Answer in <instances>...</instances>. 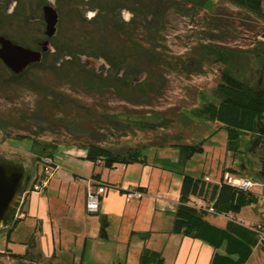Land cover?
I'll use <instances>...</instances> for the list:
<instances>
[{"label":"rangeland","instance_id":"1","mask_svg":"<svg viewBox=\"0 0 264 264\" xmlns=\"http://www.w3.org/2000/svg\"><path fill=\"white\" fill-rule=\"evenodd\" d=\"M171 2V9L160 18L156 38L166 46L164 55L171 59L170 67H148L152 84L140 92L87 78L65 82L40 76L16 84L0 81V158L26 163L30 174L37 165L41 170L38 157L58 146L79 149L83 144H98L113 151L141 148L148 157L172 152H151L158 145H195L205 140L203 153L194 155L183 168L193 178L207 176L210 183L218 182L222 167L232 157L226 150V133L195 111L206 102L219 101L216 86L222 70L247 84L255 79L256 66L244 52L262 23L220 0ZM200 4L207 14L196 9L181 16ZM262 11L264 15V0ZM207 20L212 23L209 27ZM48 91L59 94L58 98ZM246 141V137L241 139L239 160L252 178L258 161L245 152ZM259 208L264 210V206ZM236 218L247 222L246 211ZM23 249L16 235L7 242L6 232L0 231V254H20ZM0 264L15 263L0 257ZM25 264L47 263L33 260Z\"/></svg>","mask_w":264,"mask_h":264},{"label":"crops","instance_id":"2","mask_svg":"<svg viewBox=\"0 0 264 264\" xmlns=\"http://www.w3.org/2000/svg\"><path fill=\"white\" fill-rule=\"evenodd\" d=\"M246 140L244 145L249 137ZM156 149L172 152L162 156L151 153L144 156L145 163L111 169L87 161L85 151L72 146H58L44 153L38 158H53V175L45 190L24 195L11 236L16 235L24 253L27 243L32 244L34 254L47 264H157L158 260L160 264H213L215 259V264H236L241 258L242 264H264V245L254 240L247 245L246 236L222 216L207 215V224L198 237L172 232L185 165L181 167L177 148H150L151 152ZM240 154H232L230 163L221 170H233L237 173L225 174L254 183L249 190L253 203L236 215L246 211L247 222L239 220L247 225L264 219V210L259 208L264 206V175L256 157L258 164L251 178L239 160ZM38 166L32 172L34 177L40 174ZM221 175L213 183L207 176L201 177L209 184H218ZM101 186L104 192L98 211L88 214V189ZM129 187L141 190L143 197L126 201L123 190ZM199 201L193 198L189 204ZM102 220L107 222L106 239L98 237ZM145 235L148 237L143 238Z\"/></svg>","mask_w":264,"mask_h":264},{"label":"flooded vegetation","instance_id":"3","mask_svg":"<svg viewBox=\"0 0 264 264\" xmlns=\"http://www.w3.org/2000/svg\"><path fill=\"white\" fill-rule=\"evenodd\" d=\"M9 2L11 11L6 8ZM172 4L171 0H0V51L8 43L30 54L18 74L0 59V81L87 78L140 92L152 84L154 66L170 67L166 46L156 38L160 18ZM139 72L147 74L145 80L132 85ZM49 93L58 98L59 94Z\"/></svg>","mask_w":264,"mask_h":264},{"label":"trees","instance_id":"4","mask_svg":"<svg viewBox=\"0 0 264 264\" xmlns=\"http://www.w3.org/2000/svg\"><path fill=\"white\" fill-rule=\"evenodd\" d=\"M227 3L237 10H240L250 16L254 21L261 22V28L252 36L249 48L244 52L249 56L256 66V77L248 84L229 74L226 69L220 74V81L216 86V94L219 101L216 104L206 102L201 109L195 111V114L211 123H218L220 129L226 133V150L232 154L240 152L241 139L249 137V142L245 145V152L249 155L258 157L260 165V174L264 175V15L262 11V0H220ZM199 10L202 11V4L193 5L186 13L181 16L187 17V13ZM203 12V11H202ZM180 13V12H179ZM204 14H207L203 12ZM208 22V20H207ZM212 23L206 24L209 27ZM219 129V130H220ZM200 141L195 145L169 144V147L177 148L180 152L181 167L194 155L203 153V143ZM34 144V141H33ZM35 145V144H34ZM164 147V145H158ZM145 148V147H142ZM79 149L85 151V159L91 163H101L104 168L111 169L116 165H130L134 163H145L141 148H130L124 151H113L98 144H83ZM51 156L38 158L41 159ZM37 167V166H36ZM182 173L181 186L179 190L178 206L175 211L172 232L198 237L200 232L206 226L205 218L211 214L220 216L233 214L236 216L240 210L253 203L249 191H239L227 185L223 181L225 173L236 174L233 170L222 171L221 180L218 184H209L202 177L193 178ZM26 175L30 176V182L27 185L31 192V185L35 184L41 178V170L38 177H34L32 172ZM196 198L203 204L201 208H195V202L189 204L190 200ZM15 219L7 228L6 241L9 242L13 229L18 223ZM233 229L243 233L250 245L252 240L256 242L255 236L243 226L228 222ZM107 222L102 220L98 237L106 239ZM145 235L143 238H147ZM246 253H248V248ZM245 253V254H246ZM0 257H7V260L15 264H25L40 260L37 254H34V246L27 243V250L23 255L1 253ZM142 259V258H141ZM216 259L213 264H215ZM227 262V261H225ZM244 258L237 261L236 264H242ZM161 261L158 260L157 264Z\"/></svg>","mask_w":264,"mask_h":264},{"label":"water","instance_id":"5","mask_svg":"<svg viewBox=\"0 0 264 264\" xmlns=\"http://www.w3.org/2000/svg\"><path fill=\"white\" fill-rule=\"evenodd\" d=\"M6 8L11 11L13 2H9ZM29 57V52L24 49L12 47L8 43L2 44L0 59L15 74L26 67ZM146 76L144 72L137 73L132 80V85L141 83ZM28 168L24 162H13L0 158V231H6L16 219L26 187L30 182V176L26 175Z\"/></svg>","mask_w":264,"mask_h":264},{"label":"built area","instance_id":"6","mask_svg":"<svg viewBox=\"0 0 264 264\" xmlns=\"http://www.w3.org/2000/svg\"><path fill=\"white\" fill-rule=\"evenodd\" d=\"M54 168H55L54 160H52L49 157L41 159V175L42 176L35 184L31 185L32 186L31 192H40L47 188L48 181L53 175ZM223 181L227 185L231 186L232 188H235L243 192L249 191L254 186V183H252L250 180L237 179L228 174H225L223 176ZM107 187L111 189H117L116 186H107ZM28 192H30L29 188L26 187V191L24 195H26ZM103 192H104L103 186L90 187L88 189L87 196H86V202H85V211L88 214H95L98 211L99 198L103 194ZM123 193H124L126 201L140 200L144 195L141 190L132 188V187L124 189ZM201 207H202V203L200 201L198 204H195V208L198 209ZM208 212L212 214L211 209H209ZM220 216H222L229 222L243 226L255 236L256 243L258 245H264V219L258 223H249L245 225L244 221L237 219L236 216H234L233 214L220 215Z\"/></svg>","mask_w":264,"mask_h":264}]
</instances>
